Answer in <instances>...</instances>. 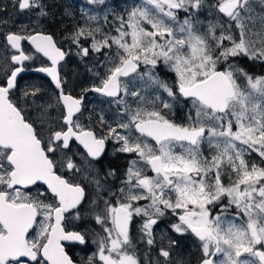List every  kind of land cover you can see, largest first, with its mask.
I'll list each match as a JSON object with an SVG mask.
<instances>
[{"label": "snow or ice", "instance_id": "obj_1", "mask_svg": "<svg viewBox=\"0 0 264 264\" xmlns=\"http://www.w3.org/2000/svg\"><path fill=\"white\" fill-rule=\"evenodd\" d=\"M12 5L29 23L0 15V264H191L178 239L157 242L169 214L196 264H264V0L82 7L63 37L74 52L44 30L46 0ZM72 54L92 77L79 94L62 74ZM26 61L51 87L19 86ZM110 145L122 171L102 164ZM88 219L99 232L75 223ZM89 239L77 261L67 249Z\"/></svg>", "mask_w": 264, "mask_h": 264}, {"label": "flooded vegetation", "instance_id": "obj_2", "mask_svg": "<svg viewBox=\"0 0 264 264\" xmlns=\"http://www.w3.org/2000/svg\"><path fill=\"white\" fill-rule=\"evenodd\" d=\"M46 2L49 5V11L53 13L54 19L49 21V20H44V30L46 32L54 34V38L58 41V43L63 41V26L60 21V15L61 13L59 12V3L54 2L53 0H46ZM54 2V3H53ZM56 3V4H55ZM53 6L57 7V10H52ZM72 5L69 4V6L66 7H71ZM59 12V13H56ZM58 14V16H57ZM0 15H3L4 19H9L10 21H15L17 25L20 24H26L29 23V19L26 16L23 15H18L16 9L13 8L12 5V0H0ZM11 27V24H10ZM8 29H4V31H7ZM3 40L0 38V46H2ZM23 47L27 50H32L31 45L28 44L27 42H23ZM65 49H69L63 45ZM73 49V52L75 51L74 47H70ZM42 60L46 61V58H41ZM63 63V62H62ZM26 70L20 74L18 77V84L21 88H24L27 85H32V84H40L43 83L49 87H51L49 80L50 78L46 77L45 74L39 73L35 71L36 68L41 66L40 61H26ZM261 66L260 64H255L252 65V67H257ZM253 69V68H252ZM79 70L82 72L81 76L79 75ZM260 71V69H258ZM253 71V70H252ZM258 71V72H259ZM70 72V74H68ZM73 73L74 77L70 79V75ZM77 73V76L75 74ZM63 75L66 76V78L69 81V86L74 90L75 94H79L82 88L90 87L91 82L87 79H89V74L88 71L86 70V67L83 63L80 62L79 58L76 57L75 55H70L67 58V62L65 64L64 71L62 73ZM261 75V74H259ZM79 78H81V81H79ZM103 99L96 93H88L86 95V104L88 105L89 108H97V110L100 107H107V105L103 104ZM176 110V109H175ZM87 115V113H86ZM183 116V113L181 112H176L175 117L177 119H180V117ZM174 118V117H173ZM103 165H110L112 167H116L118 170L122 171L123 168L125 167L126 160L124 156L122 155H117L113 156L112 155V147L111 145L109 146L108 149V155L104 158L102 161ZM117 185L119 184V181H114ZM175 217L171 216L169 214L167 217H165L158 226L155 228V235L157 238L158 244L160 243V237L162 235L165 236H172L173 238H176L179 240V246L177 249L180 247V241L182 239V242H184V238L188 240L189 237L194 238L191 235H185V236H179L178 234L171 232L170 229V224L175 222ZM76 224L80 225L82 228L83 227H88L90 229L94 228L97 232L100 231V226L96 225L94 221L88 219L85 221H77L75 222ZM139 224V219L137 218L136 223L134 225V228L138 227ZM163 244L166 246L167 245V239L163 241ZM188 245V243H187ZM183 246V244H182ZM141 249H143L145 246L144 245H139ZM96 249V245L92 243L91 239H89V242L87 245H75L69 249V254L73 256L74 259L79 261L81 258L86 257L87 255H91L92 252H94ZM178 255V254H176ZM179 256V255H178ZM186 261H191V264H196V258H192L190 256H180ZM175 258V257H174Z\"/></svg>", "mask_w": 264, "mask_h": 264}, {"label": "rangeland", "instance_id": "obj_3", "mask_svg": "<svg viewBox=\"0 0 264 264\" xmlns=\"http://www.w3.org/2000/svg\"><path fill=\"white\" fill-rule=\"evenodd\" d=\"M57 3H62L64 2V6H69L72 5L71 7H64V9H62L60 12L63 13V11H65V9H68L69 11L74 13V18H70L67 17L68 19H64L63 21L65 22V26L67 31L63 32V37L65 35H67V33L69 31L72 30V25L74 23H76L77 21L80 20V11L82 7L85 8H90V9H94L95 11L99 12V14L101 15V17L104 15L105 11L111 10V12L113 13H123L124 9L127 7H130L131 4L133 3V0H106V8L104 6H93V5H87L86 4V0H53ZM57 10L56 6H53L52 10ZM59 13V12H56ZM63 15V14H62ZM58 16V14H57ZM61 19V16H60ZM109 19H111V15L109 16ZM62 46L64 45L67 48L70 47H74L70 44L69 41H66L63 39V41L61 40ZM74 55V54H73ZM259 71V70H258ZM81 71L79 70V75L81 76ZM70 74V72L68 73ZM89 74V80L90 82L92 81V77L91 74L88 72ZM261 74H264V72H261ZM172 75V74H170ZM75 76H77V73L75 74ZM70 79L72 77H74L73 73L69 76ZM170 78V77H169ZM79 81H81V78H79ZM183 107L182 103L181 105H177L176 106V110L174 109V111L176 112H181L183 113V111H179V109H181ZM186 110V109H185ZM188 243V245H187ZM198 241H196L195 238L189 237L188 240L186 238H184V242H182V239L180 241V247L179 249H176V254H178L179 256H190L192 258H198V256L200 255L199 253V247H198ZM183 244V246H182Z\"/></svg>", "mask_w": 264, "mask_h": 264}, {"label": "trees", "instance_id": "obj_4", "mask_svg": "<svg viewBox=\"0 0 264 264\" xmlns=\"http://www.w3.org/2000/svg\"><path fill=\"white\" fill-rule=\"evenodd\" d=\"M55 2V1H54ZM53 2V3H54ZM57 3V2H56ZM55 3V4H56ZM64 2H62V3H59V8H58V10H59V12L62 10V9H64ZM66 8V7H65ZM61 13V12H60ZM63 13H64V11H63ZM63 13H61V19H60V21H61V24H62V26H63V32L65 31H67V29H66V26L64 25L65 24V20L64 19H68L66 16H64V15H62ZM64 20V21H63ZM249 63H251V62H249ZM253 69V72L256 74V75H259V74H261V72H264V66H257V67H252ZM258 69H260V71L258 72ZM170 77V78H169ZM167 78L169 79V80H171V75L170 74H168V76H167ZM175 119H177L176 117H174Z\"/></svg>", "mask_w": 264, "mask_h": 264}]
</instances>
